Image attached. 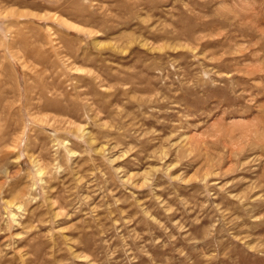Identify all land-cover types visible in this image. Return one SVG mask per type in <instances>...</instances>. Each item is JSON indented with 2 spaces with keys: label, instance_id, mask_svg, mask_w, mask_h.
I'll list each match as a JSON object with an SVG mask.
<instances>
[{
  "label": "rangeland",
  "instance_id": "1",
  "mask_svg": "<svg viewBox=\"0 0 264 264\" xmlns=\"http://www.w3.org/2000/svg\"><path fill=\"white\" fill-rule=\"evenodd\" d=\"M0 264H264V0H0Z\"/></svg>",
  "mask_w": 264,
  "mask_h": 264
}]
</instances>
